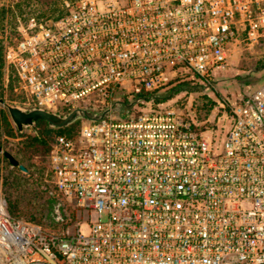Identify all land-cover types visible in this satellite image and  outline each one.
Here are the masks:
<instances>
[{
	"label": "built area",
	"instance_id": "obj_1",
	"mask_svg": "<svg viewBox=\"0 0 264 264\" xmlns=\"http://www.w3.org/2000/svg\"><path fill=\"white\" fill-rule=\"evenodd\" d=\"M64 6L57 19L18 20L4 49L15 91L61 114L126 111L52 145L46 181L77 206L73 224L46 229L0 198V264H264V84L230 105L223 141L193 104H164L261 36L264 0Z\"/></svg>",
	"mask_w": 264,
	"mask_h": 264
},
{
	"label": "trees",
	"instance_id": "obj_2",
	"mask_svg": "<svg viewBox=\"0 0 264 264\" xmlns=\"http://www.w3.org/2000/svg\"><path fill=\"white\" fill-rule=\"evenodd\" d=\"M64 1L66 0H10L8 6L0 3V31L4 33V21L7 15L10 16L8 22L13 24L10 27L11 36H14L20 19L23 21L29 18L57 19L67 12ZM4 49V41L0 38V78L4 65ZM0 96L4 98L1 85ZM161 98L165 99L167 95ZM207 100L202 107L196 106L198 118L199 111L210 110L214 104L210 99ZM80 123L76 122L63 129H52L45 121L38 120L30 134L25 131L19 132L12 124L7 110L0 105V138L18 139L14 146L4 151L10 152L20 164H26V171H23L18 165H11L4 156L2 159L7 168H10L2 181L7 189L6 204L11 216H26L27 220L54 230H63L76 221L78 208L75 203L51 195L52 189L46 180L50 177L48 157L56 137L76 136L80 132ZM0 147L3 148L1 142ZM1 162L0 159V164ZM58 203L61 204L60 214L63 221H56L55 218V208Z\"/></svg>",
	"mask_w": 264,
	"mask_h": 264
},
{
	"label": "rangeland",
	"instance_id": "obj_3",
	"mask_svg": "<svg viewBox=\"0 0 264 264\" xmlns=\"http://www.w3.org/2000/svg\"><path fill=\"white\" fill-rule=\"evenodd\" d=\"M1 4L8 6L10 0H0ZM10 16L7 15L4 21V33L0 31V38L6 44L13 36L10 34V27L13 25L8 21ZM21 20V19H20ZM18 25V22H17ZM199 84V88L194 90H180L172 97L164 101L166 106L173 104L175 101L182 99L187 101V110L191 114V104L194 107L206 103L210 99L214 104L210 110L199 111V121L203 123V127L215 129V133L223 141L226 133L231 126V118L226 114L230 105L241 99L246 95L252 94L259 87L264 84V32L255 40H248L243 37L241 41L235 45L230 63L223 69L214 70L212 78L209 81L195 80ZM1 90L4 92V99L6 102L17 105H24L25 98L15 91L16 80L12 69L8 68L4 62L2 68V76L0 78ZM174 88L169 86L161 91L166 95ZM206 97V99L204 98ZM28 107V106H27ZM32 129H26V133H31ZM18 139H11L7 137L0 138L3 148L0 149V198L5 199L7 190L2 178L7 174L10 168H7L3 162V151L10 146H14ZM8 143V144H6ZM24 167L26 164H22ZM18 218L26 219V216ZM49 230H54L45 227Z\"/></svg>",
	"mask_w": 264,
	"mask_h": 264
},
{
	"label": "water",
	"instance_id": "obj_4",
	"mask_svg": "<svg viewBox=\"0 0 264 264\" xmlns=\"http://www.w3.org/2000/svg\"><path fill=\"white\" fill-rule=\"evenodd\" d=\"M138 100H140V98L137 99V101ZM134 103L135 101H133L131 105ZM0 105L7 110L12 124L19 132H23L26 129H33L35 123L38 120L45 121L52 129H63L76 122H96L102 120L109 115L110 111L121 113L126 111L121 103H116L112 109L106 108L101 112H91L85 108L77 107L67 113L61 114L49 111L47 109H44L43 107H27L23 105L11 104L6 102L5 99L1 96ZM3 156L11 165H18L23 171H26V168L22 164H20L17 158H15L10 152L3 151Z\"/></svg>",
	"mask_w": 264,
	"mask_h": 264
}]
</instances>
